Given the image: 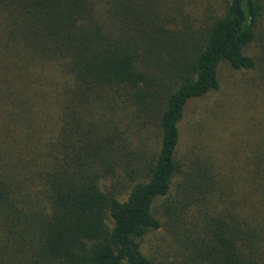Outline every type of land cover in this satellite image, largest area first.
I'll return each mask as SVG.
<instances>
[{"label":"trees","instance_id":"trees-1","mask_svg":"<svg viewBox=\"0 0 264 264\" xmlns=\"http://www.w3.org/2000/svg\"><path fill=\"white\" fill-rule=\"evenodd\" d=\"M0 264H264V0H0Z\"/></svg>","mask_w":264,"mask_h":264},{"label":"rangeland","instance_id":"rangeland-1","mask_svg":"<svg viewBox=\"0 0 264 264\" xmlns=\"http://www.w3.org/2000/svg\"><path fill=\"white\" fill-rule=\"evenodd\" d=\"M221 79L223 81V90L221 91V93H217L215 95H212V97L209 100V97H205L203 99L200 100H195L192 101L187 109L186 112V118H185V124L184 126H186L188 120H191L193 116L197 115V113L203 108L206 107V104H209V102L211 104H213L216 100L219 99H223L227 93V89L229 88L228 86L225 87V85H227L229 82L232 81V79H234V77L236 76L235 73H233V71L230 69V67L228 65H224L222 68V72H221ZM236 93L232 92V95L229 97V100L225 103V107L227 110H223L222 112L224 113L223 117H213L214 121V125L215 129H212V134L210 137L211 139H213V137H218L220 134L229 138L228 136V132H227V126H228V122L229 121H233V118H237L239 116L238 111H235L236 107H239V103H238V98L240 101H242V97L243 94L241 93H237V95H235ZM243 103V102H242ZM236 105V107H235ZM219 107V104L218 106ZM219 110V108H218ZM188 126V124H187ZM186 126V127H187ZM235 128V127H234ZM233 128V129H234ZM187 130V128H185ZM184 130V132L186 131ZM166 234L164 229H161L155 233H152L149 236V239L146 240V244L148 245L149 249L147 253H150V255L155 256V253H159L161 254L162 252V247H164L166 245L165 240L163 239L164 235Z\"/></svg>","mask_w":264,"mask_h":264}]
</instances>
